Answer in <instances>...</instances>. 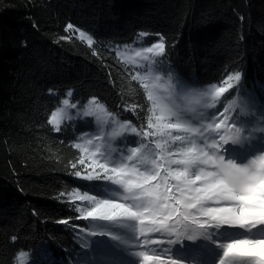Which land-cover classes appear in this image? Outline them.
<instances>
[{"label":"trees","instance_id":"obj_1","mask_svg":"<svg viewBox=\"0 0 264 264\" xmlns=\"http://www.w3.org/2000/svg\"><path fill=\"white\" fill-rule=\"evenodd\" d=\"M77 29L88 33L91 44ZM140 32H146L143 43L163 38L158 70L186 84L220 85L228 74L242 73L239 82L233 75L221 103L244 105L249 97L263 120H241L235 106V120L228 121L245 129L247 147L231 144L224 155L231 151L246 160L264 150L258 130L264 126V0H0V264H13L20 249L29 253L26 264L36 257L41 264H138L132 253L156 255V246L144 239L142 248L139 241L125 248L129 257L119 241L88 234L96 222L78 218V201L69 195L77 189L104 194L100 181L75 176L81 156L74 141L93 121L64 122L59 131L49 121L59 97L73 89V100L95 97L117 119L147 128L152 108L144 84L110 48ZM230 232L218 234V242L212 233L184 246L160 244L168 253L157 255L213 264L222 242L238 237ZM250 234L264 235V229ZM146 235L149 241L162 237ZM108 242L120 249H108Z\"/></svg>","mask_w":264,"mask_h":264},{"label":"snow or ice","instance_id":"obj_2","mask_svg":"<svg viewBox=\"0 0 264 264\" xmlns=\"http://www.w3.org/2000/svg\"><path fill=\"white\" fill-rule=\"evenodd\" d=\"M67 29H73V25L68 24ZM153 49H159L157 56L164 54L163 38L146 51L152 52ZM241 78L242 73L237 72L236 81H241ZM154 79L160 81L161 78L155 76ZM171 80L172 76L169 75L167 97L157 94L163 85L144 84L148 99L153 104L150 111L154 115V123L150 117L148 125L151 131L146 130L142 134L149 143L127 149L129 154L126 156H113L101 151L103 146L96 143L94 156L98 159L93 160L95 174L81 177L79 171L75 172L76 177L86 181H108L118 186L112 198H98L88 192L82 195L74 193L76 201H87L91 205L87 209L77 207L76 211L81 214L78 218L108 222L93 225V230L88 234L110 237L112 241H119L125 246H129L132 240L138 241L140 236L144 237L146 246L183 244L185 241L193 242L201 235V230L227 226L241 235L221 245L223 251L217 264H264V235L250 234L264 229V151L244 163L226 159L225 145H235L246 139L247 136L243 134L245 129L229 123L227 108L221 113L223 119L203 111L215 108L226 89L213 85L207 91L186 92L178 97L184 101L182 108L175 102V89L183 91L184 85L179 78L175 84L170 83ZM240 91L244 93L243 87ZM63 103L68 105L69 101L65 99ZM156 112L159 114L156 115ZM186 113L193 115L188 116ZM94 114L92 110L84 112L85 117ZM205 119L212 122L201 127L194 126ZM218 119L219 122H215ZM222 124L226 127L222 128ZM258 130L264 133V126ZM127 131L137 133L131 124H123L120 125V131H113L107 137L115 139L121 132ZM217 136L219 139H216ZM177 143V151H169L170 146H177ZM152 144L154 149L150 147ZM79 163L82 165L84 161ZM119 189L123 190V202L118 198ZM59 223L69 224L71 221L61 220ZM116 231H122L123 234H115ZM147 233L166 234L169 238L166 242L149 241ZM12 239L15 241L16 237ZM163 253H168L167 247L163 248ZM132 255L140 259V264H184L183 260L172 255H168L167 259L161 255H149L145 251ZM17 259L19 264H26L29 253L26 257L22 253ZM35 264H41L38 257Z\"/></svg>","mask_w":264,"mask_h":264},{"label":"rangeland","instance_id":"obj_3","mask_svg":"<svg viewBox=\"0 0 264 264\" xmlns=\"http://www.w3.org/2000/svg\"><path fill=\"white\" fill-rule=\"evenodd\" d=\"M81 33H84L83 37L81 36ZM142 34H145V35H142ZM77 35H78V37L82 38L86 43L90 44L89 38L91 39V37L88 35V33L85 30L77 29ZM145 36H146V32H140L138 35L135 36L133 41H131L129 43L111 44L110 48H111V50H113L115 55L120 59V61H122L124 64H126L130 68L132 75L136 76L137 79H139L143 84L147 83V84L151 85L153 83H158L160 85H163V87L158 89L157 94L162 96V97H167L169 95V91H166L167 83H169V81H168L169 76L160 73L158 70V67H157L158 63L162 60V55H160V56L156 55V53L159 52V49H153L152 52L146 51L147 48H151L154 44L161 42V40L158 39V40H155L151 43H143L142 40ZM137 53H139V55H137ZM235 74L236 73L228 74L220 85H215V86L216 87H223L227 91L231 87V85L233 84V78H234L233 75H235ZM155 76H160V78H161L160 81H155V79H154ZM176 80H177V78L172 77V80L170 81V83L175 84ZM181 83L184 85V89H183V91H181L179 88L175 89V92L177 94V98H176L175 102L178 105H180L182 108L184 107V101L179 99L178 97L183 96L186 92H189V91H207V90L211 89L212 86L214 85V84H207V85H200V86L195 85V86H193V85L186 84L182 81H181ZM73 92H74L73 89H67L66 92L64 93V95L59 97L60 99H59L58 103L56 104L55 108L53 109V111L50 114L49 121H50L53 129L56 131H57V128H59V126L64 122H75V121H78L80 119H85V118H91V120L93 121V127L84 131L83 133H81V135L78 137V139L74 141L75 147L80 151V156H81L80 161L81 160L84 161V163L81 165V170H79V172L81 173V177L86 176L89 173L95 174L93 160L98 159V157L94 156V153L96 152L94 145L96 143H100L103 146L101 148V151H106V153H111L113 156H115L117 154H119L121 156H126L127 154H129L127 152V149H130L131 147H139L142 143H149V140L144 139V137L142 135L143 132L146 130L151 131L148 127L144 128V129H137L136 128L137 133H139V134L127 131V132H121V134L119 136H117L115 139H111L110 137H107V134L112 133L113 131H120V125L130 124V123L123 121V120H120V119H117L110 111H108L106 109L104 104L101 101L97 100L95 97H90L89 99H87L84 102H77V101L73 100L72 99ZM70 93H71V95H70ZM224 94L225 93L221 94V97L217 101V105L215 108L203 109V111L205 113L211 112V113L215 114L217 117H219V119H223L224 117L221 115V113L223 112V110L225 108H227V109H229L228 120H235V118L230 119V115L232 112L231 110L235 106H237L239 109V113H242V115L245 116L246 120H260V119H262L261 118L262 112H260V106L255 102L254 103H248V101H251V99L249 97H248V101H246V103L244 105H241L237 101L235 104L234 103L233 104L232 103L227 104V103H221L223 100ZM239 97H238V99H239ZM65 99H67L69 101L68 105H65L63 103V101ZM165 102H167V101H165ZM73 104L76 105L75 108L72 107ZM150 104H151V108H153V104L151 101H150ZM88 110H92L95 114L91 117H85L84 112L88 111ZM53 113H55V116H53ZM155 114L158 115L159 113L156 112ZM186 115L191 116V115H193V113H186ZM98 117H99V119H98ZM151 118H152L151 122L154 123L153 112H152ZM219 119L216 120L215 122H219ZM211 122L212 121L205 119V120L199 121L198 123H195L194 126L195 127H201V125H206V124L211 123ZM149 123H150V120H149ZM149 123H148V125H149ZM221 127L225 128L226 125L222 124ZM229 131L231 132L232 130H229ZM174 134H177V133L174 132ZM222 134H224V133H222ZM243 134L245 135L244 132H243ZM97 137H99L100 139L97 140L96 139ZM149 139H151V138H149ZM216 139H219V137L217 136ZM248 141H249L250 145L252 146V140L251 141L248 140ZM178 146H179L178 143H177V146H170L169 151L176 152ZM150 147H152L154 149V144L150 145ZM246 147H247L246 139H243L240 143L236 144V148L238 150H241V151H245ZM231 148H232L231 143L226 144L224 153L229 151ZM260 154H261V152H256L252 156L260 155ZM252 156L248 157L247 159L251 158ZM230 157H232L231 159H233L237 163H244L247 161V159L246 160L241 159L242 158L241 155H238V157L236 159L233 158V153L231 151L225 156V158L227 159ZM174 158H176V157H174ZM100 162H104V161H100ZM77 178L83 180L80 177H77ZM100 183L103 184V188H104V194L103 195L102 194L97 195L96 192H88V194L98 196V198H112V193L117 190L118 186L111 185V183L108 181H100ZM170 183H175V182L170 181ZM96 185L97 184H95L94 186H96ZM108 187L111 188L110 191H108ZM84 192H87V191L77 189L75 191H72L71 194L69 195V197L71 199H73V198L75 199V196L73 195L74 193L82 195ZM119 193H120V195L118 198H120L121 202H123V200H122L123 190L119 189ZM76 206H79L80 208H85V209L91 207V205L87 201H78L76 203ZM95 222H96L95 224H107L108 223V222H100V221H95ZM230 230L232 232H234V234H235L234 237L241 235L240 232H238L234 229H230L227 226H219V227L209 228L207 231L201 230V235L197 236V238L202 237L203 234H205V236H210V235H212V233L218 235V234L224 233V232H226L227 236L231 237ZM257 232L261 233L260 231H257ZM147 234H151V233H147ZM168 238L169 237L166 234L165 235L162 234V237H160V238L153 236V238L150 241L159 240V241H165L166 242ZM216 238L217 239H211V240H213L215 242H218V240L221 241L220 239H218V238H221L220 235H218ZM129 239L130 240L132 239L131 234H129ZM143 239L144 238H140V239L138 238L140 245L138 244L137 240H132L130 242V244L136 241V244L139 245V248H142L141 244H143ZM225 240H228V238H225ZM186 242H188V241H185L182 244V246H184ZM225 242H227V241H225ZM225 242H222V243H225ZM154 246H156V248L158 249L156 252V255L163 253V251H161L160 247H158L159 245H154ZM126 247L127 246H125V245H121V249H125ZM108 249L119 250L120 246H118L114 243L108 242ZM151 249H152V247H150V250ZM126 251H127V249H125L121 253H125L126 256L130 257L131 256L130 252L129 251L126 252ZM139 251H146V250H139ZM139 251H136V252H139ZM222 251H223V249L221 248L220 255H218V257H216L213 264H217L218 259L222 255ZM147 252H150V251L147 250ZM148 254L152 255V253H148ZM163 259H166V258H163ZM137 262H138V264H140V259H138ZM83 264H92V263L85 260L83 262ZM149 264H150V262H149Z\"/></svg>","mask_w":264,"mask_h":264},{"label":"clouds","instance_id":"obj_4","mask_svg":"<svg viewBox=\"0 0 264 264\" xmlns=\"http://www.w3.org/2000/svg\"><path fill=\"white\" fill-rule=\"evenodd\" d=\"M25 254V257L27 256V252L23 249H20L18 250L16 253H15V256H14V260H13V264H16V261L18 260L17 258L21 255V254Z\"/></svg>","mask_w":264,"mask_h":264},{"label":"built area","instance_id":"obj_5","mask_svg":"<svg viewBox=\"0 0 264 264\" xmlns=\"http://www.w3.org/2000/svg\"><path fill=\"white\" fill-rule=\"evenodd\" d=\"M141 84H143V83H141Z\"/></svg>","mask_w":264,"mask_h":264}]
</instances>
